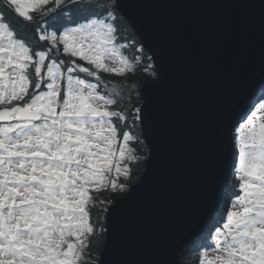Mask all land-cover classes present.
I'll use <instances>...</instances> for the list:
<instances>
[{"label":"snow or ice","instance_id":"snow-or-ice-1","mask_svg":"<svg viewBox=\"0 0 264 264\" xmlns=\"http://www.w3.org/2000/svg\"><path fill=\"white\" fill-rule=\"evenodd\" d=\"M233 2L258 12L264 34V0ZM115 7V0L111 4L0 0V264H98L89 251L90 238L103 229L90 223V208L96 203L90 193L108 187L124 190L112 173L127 177V164H121L137 159L128 146L134 137L127 132L120 134L121 145L115 147L114 118L125 117L109 108L118 103L120 90L114 88L109 94L100 90L104 83L100 72L133 73L140 60L122 54L127 45L117 43ZM73 8L94 12L72 24ZM6 13L36 23L38 39L48 41L51 48L33 54ZM60 15L69 23L58 34L47 23ZM59 45L63 54L91 67L76 59L67 65L57 60ZM260 112L264 107L253 105L233 130L237 163L232 172L240 194L230 199L226 222L212 234L215 256L206 264H264V115ZM134 119H141L140 108L135 109Z\"/></svg>","mask_w":264,"mask_h":264},{"label":"water","instance_id":"water-1","mask_svg":"<svg viewBox=\"0 0 264 264\" xmlns=\"http://www.w3.org/2000/svg\"><path fill=\"white\" fill-rule=\"evenodd\" d=\"M115 3L156 80L141 89L145 170L107 211L99 264H186L225 202L237 115L264 90L259 14L233 0Z\"/></svg>","mask_w":264,"mask_h":264},{"label":"trees","instance_id":"trees-1","mask_svg":"<svg viewBox=\"0 0 264 264\" xmlns=\"http://www.w3.org/2000/svg\"><path fill=\"white\" fill-rule=\"evenodd\" d=\"M108 4L112 3V0H107ZM52 5H48V7H51ZM116 15V20L114 23L116 24L117 28L119 29V39L117 41L118 44H125L127 45L126 48L122 49V54L126 55L129 60H134V58L138 55L141 56L140 64L136 66V71L131 73L130 76L127 78H123L121 75L117 76L110 73H104L100 72L99 75L101 76L102 80L104 81L103 84H100V90L104 94H109L114 88H118L120 90V95L117 97L118 103L121 105L120 110L124 112L125 117L129 116L128 118H131L132 122L139 124V127L141 126L139 120H135L133 118V109L134 108H140L142 100H141V89L142 85L149 82L150 80H154L156 76L153 75L154 70L149 68V65L152 64V60L149 59L150 56L143 51H137L138 47H141L140 41L132 28L129 26V24L120 16V14L117 12L116 7L112 9ZM94 10H84L80 11L78 8H73L71 10V23L76 24L78 22H82L88 18V16L92 15ZM33 15H37V13H32ZM106 14V13H105ZM7 19L10 21L12 28L15 30L17 36L24 40L27 45L30 46L33 54L36 51L41 50H48L51 48V45L48 41H40L38 39V34L36 31L37 24L24 21L22 18H18L17 16L6 13ZM37 20L39 21V16L37 15ZM69 21H67L63 15L58 16L55 20L48 18L47 28L49 30L54 29L58 34L62 30L63 27H65ZM61 49V54L56 56L57 60H64L66 62L71 61L72 59H76V62L78 64H82L84 66H88L86 62L80 61L78 58L70 57L66 54H63L62 52V45H59ZM53 52H55V49H52ZM47 63V61H46ZM91 67V66H88ZM94 70V69H93ZM30 71H32L30 69ZM82 78H86L90 80L93 83H99L95 80L94 77H87L85 73H77ZM43 89V85H42ZM31 93V89L29 90ZM28 99V97H27ZM264 105V90L243 110L237 115V122H239L244 115V112L248 108H252L253 105ZM127 115V116H126ZM126 120V119H125ZM122 121V120H120ZM114 123H116L118 127V142L121 143L120 134L123 132H127L125 126L122 125V122L120 123L118 121V118H114ZM128 133V132H127ZM141 132V136H142ZM119 144L116 148H118ZM146 150L148 152L147 146L145 145ZM123 164V163H122ZM145 170V169H144ZM114 178H116L117 183L120 185H123L124 187L131 188L134 183H136L140 176H131V178L125 177V175L115 176L112 175ZM136 178V179H134ZM237 182V180H236ZM236 182L233 181V179L230 181V186L228 190L226 191V204L227 201H230V199H234V189L236 188ZM93 195H103L106 199L114 198V200L117 202L120 200L121 196L119 193H108V192H96ZM225 202L222 205L221 209H219L218 214L211 220L209 223L205 234L198 240L194 241L187 250L182 254V261H188L187 264H191L189 261V258L191 256H196V260L194 261L195 264H197L199 255L201 252H204L205 249L209 251L211 245V239L212 234L214 233L216 227L222 226L223 222V214H222V208H224ZM100 210V207H99ZM107 213H104L102 216V223L105 226Z\"/></svg>","mask_w":264,"mask_h":264},{"label":"rangeland","instance_id":"rangeland-1","mask_svg":"<svg viewBox=\"0 0 264 264\" xmlns=\"http://www.w3.org/2000/svg\"><path fill=\"white\" fill-rule=\"evenodd\" d=\"M141 48L142 47H140V46L138 47V49H141ZM138 56L140 57V60L137 62V65H139L140 61H141V56L140 55H138ZM130 74L131 73H125L124 75H121V76L123 78H127L128 76H130ZM155 80H156V78L154 80H150L149 82H152ZM145 84H143L142 87ZM25 99H27V97ZM257 105L264 107V105H260V104H257ZM0 107H3V106H0ZM120 108H121L120 104H115V105L110 106L109 110L120 111L123 113V115L125 117L124 112L121 111ZM135 109L136 108L133 109V114H132L133 118H134ZM250 109L251 108H248L245 110L243 117L247 114V112ZM259 114L264 115V112H260ZM128 117L129 116L125 117L122 121H120L118 119V121L120 123L122 122V125L125 126L128 134L134 137L133 140L128 142V146L133 149V152H134L135 156L137 157V159L135 161H131V162H129V161L123 162V164H127V167L129 169L127 177L129 176V178H131V176H135V177L140 176V175L142 176V174L144 173L146 162L148 160L149 152H147V150H146V147H145L146 144L143 140V135L141 136V132H142L141 126L139 127V124L132 122L131 118H128ZM238 123L239 122H237L236 126H238ZM118 133H119V131H118ZM118 144H119V146L121 145V143H119L117 140V145ZM117 145L115 147H117ZM119 146H118V148H119ZM234 152H235V156H234L233 165L237 163V152L235 149H234ZM117 160H118V153H117V156L113 158L114 167L116 165ZM123 164H121V167H123ZM112 175L120 176V175H123V173L121 172L120 174H116L113 171ZM141 176H140V178H141ZM140 178H139V180H140ZM134 179H136V178H134ZM232 179L235 182L237 180L236 178H234L233 172L231 175V180ZM139 180L136 183H134L133 185L137 184L139 182ZM236 185L237 186H235L236 188L234 189V196L240 194L239 191L237 190L238 189V180L236 182ZM130 190H131V188H127V187H124V190H121L119 187H117L115 190L111 189V187H108L106 189H101L100 191H92L90 193L92 195L93 199L96 201L95 205L90 208V215H91L90 223H93L97 229H99V228L103 229L102 232L98 231L96 233L95 237L90 238L92 240V245H91V248L89 251L91 253L92 259L98 260V264L100 261V255H101V252H102V249H103V246L105 243V238H106V224L104 226L101 219H102L103 214L107 213L109 208L112 205H114L115 203H117L118 201L116 202L114 200V198L106 199L103 195H98L95 193L96 192L119 193L121 196L120 199H122L123 197H125L130 192ZM92 193H94L95 195H93ZM99 207H100V210H99ZM229 207H230V201H227V204H226V199H225V206H224V208H222L223 209L222 210L223 211L222 212L223 222H226V212L229 209ZM105 209H107V211H105ZM105 223H106V221H105ZM210 245H211V247H210L209 251H207V255H205L204 252L200 253L197 264H201L202 261L204 262V264H206V261L208 259L214 258L215 253L211 250L213 245H214L213 236H212ZM195 260H196V256H191V258H189V261L191 262V264H195L194 263Z\"/></svg>","mask_w":264,"mask_h":264},{"label":"built area","instance_id":"built-area-1","mask_svg":"<svg viewBox=\"0 0 264 264\" xmlns=\"http://www.w3.org/2000/svg\"><path fill=\"white\" fill-rule=\"evenodd\" d=\"M149 66H151L150 69H153L154 70V64L153 63L151 65H149ZM187 262L188 261H185L186 264H187Z\"/></svg>","mask_w":264,"mask_h":264}]
</instances>
